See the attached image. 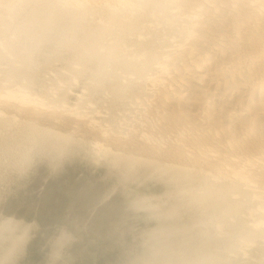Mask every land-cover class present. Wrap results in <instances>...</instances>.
<instances>
[{
	"label": "bare ground",
	"instance_id": "6f19581e",
	"mask_svg": "<svg viewBox=\"0 0 264 264\" xmlns=\"http://www.w3.org/2000/svg\"><path fill=\"white\" fill-rule=\"evenodd\" d=\"M166 18L167 36L174 21L184 28L164 49V33L150 23ZM0 23L2 45L22 65L31 61L27 51L49 41L54 61L70 50L78 64H92L111 102L130 98L138 105L137 117L129 114L132 128L115 136L82 124L78 113L82 122L76 121L73 108V115L63 108L60 114L24 94L18 101L0 95L1 106L23 118L16 128L30 143L52 140L62 149L74 140L65 132L73 128L113 142L120 149L114 159L127 166L143 164L166 176L177 198L161 211L184 221L155 234L148 264H235L230 254L245 257L253 247L264 264V0H0ZM117 71L137 78L145 72V90L144 77L138 86L139 78L128 74L125 83ZM5 74L20 79L16 68ZM24 75L30 84L32 75ZM8 115L4 123L16 119Z\"/></svg>",
	"mask_w": 264,
	"mask_h": 264
},
{
	"label": "rangeland",
	"instance_id": "374dc122",
	"mask_svg": "<svg viewBox=\"0 0 264 264\" xmlns=\"http://www.w3.org/2000/svg\"><path fill=\"white\" fill-rule=\"evenodd\" d=\"M179 23L182 22L174 21L173 31L168 36L165 34L167 18L164 22L150 23L154 30L164 33L163 39L167 40L164 49L172 47L170 44L182 35L184 25ZM0 42V95L15 100L20 94H24L25 99L35 102L37 106H50L46 109H57L60 114L64 110H73L75 114L72 117L76 119L78 115L79 118L83 115V122L86 123L82 122V118L76 121L91 128L103 127L104 131H108V134L112 132L115 136H124L126 132L122 131L132 128L135 119L131 118L137 117L138 105L132 103L133 106L129 102L130 98L119 105L111 102L104 82L95 83L97 79L94 78L95 68L92 64L87 67L78 64L71 59L74 54L70 50L65 54L62 52V58L54 61L53 50L50 49L54 45L43 40L37 48L27 51L31 60L29 65H22L15 54L4 48L1 39ZM127 48L125 51L131 49L130 46ZM66 56L70 58L72 65ZM10 68L17 69L19 80L14 81L5 76ZM119 72L117 74H121L120 80L125 79V83L133 75L130 80L136 81L139 78L138 86L143 83L141 78L146 76L145 72L138 78L134 73ZM26 73L32 75L30 84L25 80ZM128 74L132 76L129 78ZM146 79L144 85H141L143 88H139L144 89L148 82ZM140 92L142 95V90ZM52 97L54 99L51 102ZM56 99L62 101V104L59 101L60 106L56 102L60 107L55 108L54 104L52 108ZM127 107L131 108V112H127ZM121 108L126 110L123 112ZM6 110L0 104V264L151 262L156 243L155 234L163 228L184 221L181 215L173 216L171 220L161 211L169 208L177 198L173 195L172 184L166 176L143 164L127 166L122 159H114L120 149H116L113 142L104 141L99 135L87 137L82 131L76 132L73 128L71 130L65 127V132L71 134L74 140L62 146V149L60 146L55 148L52 140H35L30 143L16 128L23 118L16 110ZM70 111L64 114H72ZM130 113L133 114L132 117ZM7 114L10 118L16 115V119L12 118V122L4 123L3 119ZM47 125L54 130L63 131L57 125ZM24 153L28 156L22 161L20 156ZM14 240L16 244L13 243ZM253 249L254 247L250 248V255L245 257L238 252L230 254V258L235 264H258L254 259L255 255L250 252ZM9 250L10 253L7 252ZM5 253H9L8 256Z\"/></svg>",
	"mask_w": 264,
	"mask_h": 264
}]
</instances>
